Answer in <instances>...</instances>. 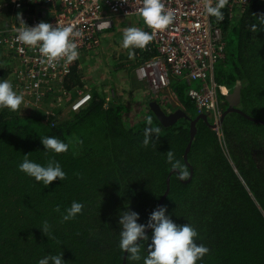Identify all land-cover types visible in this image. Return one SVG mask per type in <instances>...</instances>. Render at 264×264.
I'll return each mask as SVG.
<instances>
[{"label": "trees", "instance_id": "16d2710c", "mask_svg": "<svg viewBox=\"0 0 264 264\" xmlns=\"http://www.w3.org/2000/svg\"><path fill=\"white\" fill-rule=\"evenodd\" d=\"M5 1L11 10L13 0ZM260 16H264V0H249L234 19L223 21L226 57L215 75L229 87L239 81L238 108L264 121V24L257 19ZM147 46L128 49L126 57L116 59V68L127 66L123 61L127 59L134 80V66L154 53ZM130 51L135 54L132 59ZM79 61L71 63L61 82L68 94L76 87L86 88ZM1 64L0 79L10 81L17 65L13 60ZM171 84L178 105L161 96L152 98L166 114L181 109L188 117L169 125L160 121L145 96L135 95L131 106L122 100L108 102L96 87L91 88V99L83 108L68 111L63 118L56 113L60 108L52 113L47 106L28 111L0 109V264H38L44 256L61 252L66 264H122L120 214L130 209L139 213L138 223L146 224L168 178L169 192L161 203L166 215L179 225L191 223L198 232L196 243L209 248L197 264H264V124L227 112L221 122L223 148L211 118H199L185 161L190 124L199 112L186 85L175 79ZM219 102L225 111V97ZM149 117L161 131L144 147ZM45 136L65 143L75 137L83 144L71 143L68 151L59 154L46 153L41 143ZM170 150L187 165L189 175L192 169L190 178L181 180L172 170L166 159ZM27 154L40 164L54 158L66 178L44 187L19 171ZM73 201L82 203L83 211L65 222L63 214ZM45 222L50 238L40 228ZM146 234L151 236V230ZM146 248L144 242L140 261H131L126 254L125 264H144Z\"/></svg>", "mask_w": 264, "mask_h": 264}, {"label": "built area", "instance_id": "2783aa9c", "mask_svg": "<svg viewBox=\"0 0 264 264\" xmlns=\"http://www.w3.org/2000/svg\"><path fill=\"white\" fill-rule=\"evenodd\" d=\"M249 0H227L221 11L222 21L208 16L204 4L208 0H163L165 10L175 14V20L165 30H157L147 46L154 52L134 66L132 73L137 83L153 97H172V79L186 85V93L199 113L211 118L212 129L225 147L221 126L222 109L219 99L231 89L216 79L215 64L226 57L223 21H230L239 14ZM215 5L217 0H210ZM0 14L9 17L0 23V64L13 59L17 65L9 77L14 90L23 94L25 104L42 108L52 99L68 95L61 89V82L70 72L71 64L60 60L50 66L37 48L16 40L20 18L34 26L40 21L61 27L71 25L83 32L78 38V51L86 54L96 49L107 30L117 22L139 15L140 0H13L11 10L5 0L0 3ZM144 31L153 29L145 25ZM79 55V59L81 58ZM195 83L196 86H192ZM75 91V90H74ZM90 87L75 91V99L67 105L68 111H78L91 99ZM112 92V90H111ZM44 105V106H43ZM63 112V111H61ZM53 113V112H52Z\"/></svg>", "mask_w": 264, "mask_h": 264}, {"label": "clouds", "instance_id": "9594fccd", "mask_svg": "<svg viewBox=\"0 0 264 264\" xmlns=\"http://www.w3.org/2000/svg\"><path fill=\"white\" fill-rule=\"evenodd\" d=\"M140 2L141 7L138 9V14L144 24L153 29V32L149 33L135 26L124 29L122 34L124 49H145L153 41L155 31L165 30L174 23L175 14L171 10H165L163 0H140ZM226 3L227 0H217L213 5L208 0L204 4L205 14L222 21L224 14L221 9L225 7ZM257 19L261 24H264V16ZM20 25L16 29V40L24 45L37 48L50 66L55 67L60 60L71 64L79 59L78 38L83 37L82 31L71 25L61 27L57 24L53 26L44 21H40L34 26H28L21 18ZM252 28L257 30L256 24H253ZM134 55L133 51L129 52L130 59L134 58ZM23 102V94H18L9 80L0 79V109L7 108L17 111ZM160 131L159 127L152 126V120L149 117L144 129L142 145L147 147L154 138L159 137ZM41 143L45 148L44 152L59 154L68 151L71 143L82 145L83 141L74 137L65 143L56 137L45 136L41 138ZM166 159L181 180L189 177L187 165L177 159L172 150L167 152ZM18 169L34 178L36 182H42L44 187H48L57 178L63 181L67 175L54 158H50L46 164H40L29 159V154L24 155ZM83 207L82 203L73 201L71 206L65 210L63 221L75 219L78 214L82 213ZM166 212L165 206H159L150 213L146 224L138 223L139 213L130 209L120 214L119 247L127 254V259L140 261L144 242H147L148 253L146 257H143L144 264H197V261L209 252V248L203 243H196L198 232L191 223L179 225L167 216ZM40 228L43 234L50 238V226L47 222ZM148 229L151 230V236L146 234ZM62 256V252L59 255H46L38 261V264H66Z\"/></svg>", "mask_w": 264, "mask_h": 264}, {"label": "rangeland", "instance_id": "374dc122", "mask_svg": "<svg viewBox=\"0 0 264 264\" xmlns=\"http://www.w3.org/2000/svg\"><path fill=\"white\" fill-rule=\"evenodd\" d=\"M1 2H3V0H0V3ZM0 7H2V5H0ZM8 17V12H6L4 15L0 14V20L2 21ZM132 26L143 28L145 24L139 15L132 16L131 18L122 22H117L113 29L107 30L105 32L107 33L106 37H100L101 42L96 49L90 50L86 54H83L84 52L82 50L80 51L82 57L80 58L78 66L81 71V78L86 87H96L103 98L108 102L112 100H122L123 103L130 106L133 105L132 103L135 95H143L147 99L152 97L143 86L137 83L135 78L133 80L131 77L129 71L131 70L132 65H130V62L127 59L125 60L124 58L123 60L124 63H128L127 66L120 69L116 68V59H118V57L121 55H125L124 57L128 55V49H124L122 47L123 31L124 29ZM220 66L221 61H218L215 64L216 70ZM13 67L15 68V66ZM222 68H225V66L223 65ZM9 76H12V74ZM192 86H196L195 83H192ZM84 88L85 86L82 88L76 87L75 91L78 89L84 90ZM230 89H232V87H230ZM75 91L73 89L72 93H69L64 97H60V101H57L56 98L52 99L48 101L45 106H47L48 110L51 112H55L56 109L60 108L58 111H56V113L60 118H63L68 112V102L71 103L76 97ZM31 108L32 106L30 104L22 103L19 111H28Z\"/></svg>", "mask_w": 264, "mask_h": 264}, {"label": "water", "instance_id": "95a60500", "mask_svg": "<svg viewBox=\"0 0 264 264\" xmlns=\"http://www.w3.org/2000/svg\"><path fill=\"white\" fill-rule=\"evenodd\" d=\"M240 89H241V83L239 81H236L234 86H233V88L231 89L230 93L227 96H225V99L228 102V107L222 113L221 121L223 120V115H225L227 112L235 111V112L241 113L243 116H245L246 118H248V119H250V120H252L254 122H258V123H263L264 124L263 120L257 119V118H255L253 116H250V115L244 113L243 111H241L238 108V104L240 102ZM149 106L153 109L154 113L157 115V117L160 119V121L164 125L172 124L180 117H186V118L188 117L186 115V113L184 111H182L181 109H176L175 111L166 114L161 109V107L159 106V104L156 101L149 102ZM199 118H203L204 120L207 121V115L205 113H199L197 115V117L191 121V124H190V126H191L190 139H189V141L187 143V146H186V148L184 150V160L185 161H187V153H188V151L190 149L191 142H192V139H193L195 131H196L195 122ZM191 174H192V169L190 168V175H189L188 178H190ZM168 192H169V178L166 180L165 191H164L163 195L161 196V198H160V200H159V202H158V204H157L155 209H157L159 206H161V203L163 202V200L166 197ZM147 231L148 230H146V233H147ZM123 256H124V258H123L122 264H125L126 253H123Z\"/></svg>", "mask_w": 264, "mask_h": 264}, {"label": "crops", "instance_id": "0c3cea01", "mask_svg": "<svg viewBox=\"0 0 264 264\" xmlns=\"http://www.w3.org/2000/svg\"><path fill=\"white\" fill-rule=\"evenodd\" d=\"M171 94H172V97H173V93H171ZM169 101H171V102H172V104L178 105V103H176V102H175V100H174V97H173V98H171V99H169Z\"/></svg>", "mask_w": 264, "mask_h": 264}, {"label": "flooded vegetation", "instance_id": "af4514ba", "mask_svg": "<svg viewBox=\"0 0 264 264\" xmlns=\"http://www.w3.org/2000/svg\"><path fill=\"white\" fill-rule=\"evenodd\" d=\"M232 88H233V87H232ZM155 97H156V96H153V98H155ZM149 100H151V101H156L155 99L152 100V97H151V99H149ZM156 102H157V101H156ZM227 107H228V106H227ZM227 107H226V108H227ZM225 110H226V109H225ZM223 112H224V110H222V113H223ZM224 116H225V115H223V118H224ZM222 121H223V120H222Z\"/></svg>", "mask_w": 264, "mask_h": 264}]
</instances>
